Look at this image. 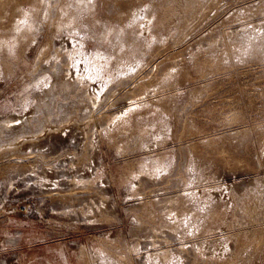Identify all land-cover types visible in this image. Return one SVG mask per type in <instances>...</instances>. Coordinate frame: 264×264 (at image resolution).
Returning <instances> with one entry per match:
<instances>
[{
	"label": "rangeland",
	"instance_id": "374dc122",
	"mask_svg": "<svg viewBox=\"0 0 264 264\" xmlns=\"http://www.w3.org/2000/svg\"><path fill=\"white\" fill-rule=\"evenodd\" d=\"M0 264H264V0H0Z\"/></svg>",
	"mask_w": 264,
	"mask_h": 264
}]
</instances>
